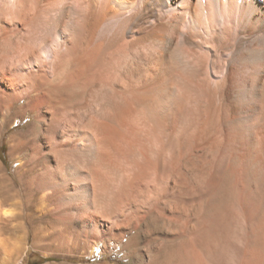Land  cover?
I'll use <instances>...</instances> for the list:
<instances>
[{"label":"bare ground","instance_id":"6f19581e","mask_svg":"<svg viewBox=\"0 0 264 264\" xmlns=\"http://www.w3.org/2000/svg\"><path fill=\"white\" fill-rule=\"evenodd\" d=\"M9 2L0 115L34 120L9 139L25 201L0 221L34 198L126 264H264V0ZM9 14L60 27L49 72L13 70ZM4 234L18 264L24 236Z\"/></svg>","mask_w":264,"mask_h":264},{"label":"rangeland","instance_id":"374dc122","mask_svg":"<svg viewBox=\"0 0 264 264\" xmlns=\"http://www.w3.org/2000/svg\"><path fill=\"white\" fill-rule=\"evenodd\" d=\"M8 1H10L11 6L15 4V0ZM5 18V25L9 27H7L9 40L14 48L9 57L13 70L16 72L19 70L18 72L22 74L28 73L33 70L31 67L35 63L43 64V67L45 66L43 70L49 72L51 70L50 64L54 58L53 51H63L60 27H54L52 19L24 22L17 21L13 14L5 16ZM13 119L11 118L9 124H4V118L0 115V125H11L0 128V170L5 178L0 180V199L7 203L21 201L23 204V196L20 197L16 192L20 190V186L13 184L20 171V157L12 154L9 139L16 132H25L34 118L32 114L28 113L24 118ZM1 145L4 147L1 148ZM23 199L25 201L24 197ZM35 200L33 198L30 206L26 209L23 208L22 204L21 207L17 208L18 219L15 221L10 223L0 221L5 229V236H10L14 232L24 236V246L18 264H27L29 260H34L38 264L127 263L125 251L121 249L120 245H116L111 250L103 249V241H99L90 250H82L79 246H74L72 240L75 238V232L72 227L64 228L61 214L51 213L48 210L40 211L35 205ZM48 257L53 258V260H38ZM5 259L4 255L0 254V264L6 263Z\"/></svg>","mask_w":264,"mask_h":264},{"label":"trees","instance_id":"16d2710c","mask_svg":"<svg viewBox=\"0 0 264 264\" xmlns=\"http://www.w3.org/2000/svg\"><path fill=\"white\" fill-rule=\"evenodd\" d=\"M4 145H1V148H3ZM38 260H44V261H47V260H53V258H45V259H38ZM27 264H38L36 261L32 260V261H28Z\"/></svg>","mask_w":264,"mask_h":264}]
</instances>
